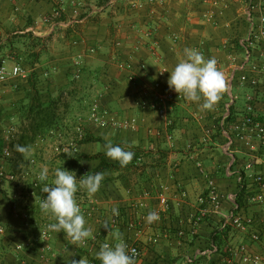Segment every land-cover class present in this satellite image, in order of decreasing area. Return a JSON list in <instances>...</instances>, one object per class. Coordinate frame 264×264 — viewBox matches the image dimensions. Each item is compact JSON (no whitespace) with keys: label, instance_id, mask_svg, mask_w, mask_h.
<instances>
[{"label":"crops","instance_id":"1","mask_svg":"<svg viewBox=\"0 0 264 264\" xmlns=\"http://www.w3.org/2000/svg\"><path fill=\"white\" fill-rule=\"evenodd\" d=\"M248 6L252 7L254 32L257 34L251 42L247 41L252 27L246 16ZM53 7V0H0L1 47L5 44V50L8 48L6 37L12 29H16L14 33L34 29L43 37L45 46L38 50L39 63L35 69L46 100L59 95L64 98L68 91L72 95L88 94V88L74 78L73 66L74 57L78 53L85 54L81 77L83 80L93 79L99 85L95 94L110 110L111 118L117 121L128 119L137 124L136 129L89 124L88 131L127 150L140 148L143 150L139 159L142 167L128 172L118 168L103 172L104 180L99 191L91 195L92 215L84 210L90 206L89 202L81 210L86 227L92 230L87 245L83 246L86 253L80 252L77 249L82 247L79 242L74 244L63 230L53 232L47 240L41 239L40 230L48 218L39 203L34 200L30 203L32 198L27 197L29 183L16 186L8 182L3 187L12 198L9 199V208L7 199L0 201L2 226L7 230L5 245L31 241L37 254L43 245H49L46 264H71L82 258L88 264L87 258L91 256L95 261L91 264H101L96 253L102 243L114 245L130 241L142 249V256L134 264H187V257L210 247L214 234L220 230L221 218L231 208L225 198L222 212L211 213L193 227L192 217L199 209V196L207 192L210 179L217 183L224 196L237 191V175L232 174L236 170L245 176L246 188L240 210L264 220V204L249 199L255 182L246 176L248 171L264 174V147L255 140L258 155L252 169L248 170V149L237 147L233 152L227 151V138L220 126L226 105L231 102L227 94L231 56H243V40L252 51V60L264 65V35L260 32L264 0H81L79 15L75 14L73 4H66L59 23L51 28L42 19L52 13ZM119 41L121 45L117 44ZM92 47L96 52L89 53ZM186 47L198 50L206 59L214 57L217 60V67L226 79V88L211 109L202 108L203 98L199 102L184 97L176 100L167 114L173 120L172 124L167 125V116L138 104L141 97L139 87L147 85L153 92L155 81L161 80L168 88L169 70L185 58L183 50ZM1 50L0 57L5 58L6 52ZM129 58H132L137 73L134 80L128 70L119 67L120 60ZM142 62L147 64L146 71L140 68ZM163 66L167 68L165 75L160 74ZM32 69L30 66L29 71ZM11 80V88L0 86V111L3 112L0 122L6 117L3 107H9L13 118L6 124L16 121L13 99L23 96L18 84H27L26 78ZM235 86L232 121L245 112L247 96L251 93L248 85L235 83ZM8 99L11 102L6 104ZM255 109L263 118L262 97L255 103ZM209 129L210 136L206 133ZM102 151L106 149L100 141L80 143L78 153L62 155L56 159L55 165L75 171L79 181L99 165L100 159L77 157ZM109 160L112 163L117 161ZM40 165L41 169L43 166L49 168L46 182L51 183L56 167L52 166L53 163ZM5 166L12 170L14 161H4ZM42 187L39 195L47 196ZM160 189H164L168 197L167 207L158 199ZM140 202L143 204L139 205ZM113 208H118L121 223H114ZM25 211L31 213L29 226L23 223ZM153 211L158 218L148 222V213ZM132 221L135 227H130ZM105 223L109 225L107 228ZM241 242L247 243L251 252L262 253L264 258V229L260 242L252 241L249 232L229 230L222 234L217 252L200 256L190 264H244L240 258H231L230 252L225 250L228 243L237 245ZM33 255L34 252L28 257Z\"/></svg>","mask_w":264,"mask_h":264},{"label":"built area","instance_id":"2","mask_svg":"<svg viewBox=\"0 0 264 264\" xmlns=\"http://www.w3.org/2000/svg\"><path fill=\"white\" fill-rule=\"evenodd\" d=\"M154 1V0H149ZM54 7L51 14L45 16L42 20L50 24V27L53 28L56 26L57 21L61 19L64 8L66 4H73L74 11L76 15H79V8L81 0H53ZM246 16L249 20L251 27V32L249 33L247 41H252L253 37H257V34L254 32L253 25V12L252 7L248 6L246 10ZM63 23V22H61ZM260 32L264 35V13L261 16ZM34 34L39 35L36 30L31 29ZM242 45L244 47L243 56L234 54L231 56V67L228 71L227 78V94L231 100L230 103L226 105V111L222 115L220 120V126L222 127L223 133H225L226 141V150L233 152L237 147L248 149V154L250 159L247 162V169L251 170L255 161L254 158L258 155V146L256 145L255 140L259 141V144L264 147V117L261 118L256 113L255 103L259 97L264 99V65L256 63L252 60V51L246 46V40H243ZM118 45H121V41L117 42ZM96 52V48L92 47L89 50V53ZM83 53H78L73 59L74 66V78L79 79L82 73V63L84 59ZM119 67L129 71L131 78L134 80L137 75L135 65L132 61V58L127 60H120ZM140 68L144 71L147 70V64L142 62ZM167 68L163 66L160 69V74L165 75L167 73ZM29 71L22 65L21 62H16L13 65L7 63L6 60L2 61L0 65V81L7 82L12 78H27ZM248 85L251 88V93L248 94L246 100V109L241 117L237 118L235 121L231 120L233 114L231 113L232 102L234 101L233 87L234 85ZM141 97L138 100V104L144 108H150L157 111L159 114L167 116L169 110L173 107V104L176 100L183 99V96L177 93L175 90L170 87L163 85L161 80H156L154 83V91L152 92L151 88L147 85H142L139 87ZM167 125L172 124V119L167 116ZM89 124H96L101 126L112 125L114 127L120 128H130L136 129L137 124L134 121L128 119L125 120H115L111 118L110 110L103 106L101 103L100 96L97 97L86 112V114H80L76 120L73 130L69 131L66 128H57L52 129L47 134L42 135L36 144H40L47 140H52L51 146L55 149L58 155L64 154H76L79 150V144L87 135V126ZM14 128L11 127L8 129V133ZM160 134V131L157 132ZM207 135L210 136V129L206 131ZM12 156V151L9 147L4 149V157L9 158ZM36 158L31 157L29 162L31 165L36 163ZM23 168V167H22ZM14 171L7 170L4 166L0 168V187L4 186L6 183H13L14 185L25 186L27 184V179L32 177V186L31 188L39 189L41 186V181L38 180V173L35 172L34 175L31 174V171L24 170ZM232 174L237 175V184L238 190L231 192L224 196L217 183L210 179L208 182L207 192L202 194L198 198L199 209L195 212L192 217L193 227H197L205 218L211 213H219L224 210V200H228L231 204V208L223 215V218L220 220V229L222 231L236 230L240 232H249L252 241L260 242L262 240V231L264 229V220L255 216L248 215L240 210L239 203V192L245 190V176L242 175L239 171H232ZM30 175V176H29ZM246 176L251 178L255 182V189L252 194L249 196V199L257 204H264V174L263 173H254L246 172ZM30 189V188H29ZM148 194L147 192L145 195ZM158 199L160 204L164 207L168 206V197L164 189H160L158 194ZM27 197L33 198L36 203L41 202V200L46 196H40L36 191L29 190L27 192ZM76 199L79 203L81 210L86 207V203L89 202L90 206L88 209H84L88 215H92L93 210L91 207L92 200L91 196L83 188H80L76 193ZM142 205L143 202L138 203ZM47 215V220L45 225L40 230L41 239L47 240L50 236L53 235V232L48 229L49 223L56 222L54 216L49 214ZM119 214L113 217L115 224L118 223ZM23 223L27 226L30 225L31 213L25 211L22 215ZM130 227H135V222H130ZM5 227L0 225V232L3 233ZM128 245L129 252L134 256V261L138 260L142 256L141 247L130 241H125ZM88 239L79 242L81 246H86ZM109 243V242H106ZM110 244V243H109ZM28 243H20L17 245L18 249L24 248ZM111 245V244H110ZM50 249L49 245H43L42 247V256L44 258L48 257V251ZM134 250V251H133ZM225 250L230 252L231 258H240L244 264H263L264 258L260 252H251L247 243L241 242L237 245L233 243H228L225 247ZM218 251V245L213 241L209 248L198 251L196 254L187 257L186 262L190 264L194 262L198 257L203 255H209L213 252Z\"/></svg>","mask_w":264,"mask_h":264},{"label":"clouds","instance_id":"3","mask_svg":"<svg viewBox=\"0 0 264 264\" xmlns=\"http://www.w3.org/2000/svg\"><path fill=\"white\" fill-rule=\"evenodd\" d=\"M184 59H181L170 71L169 87L189 101L199 102L203 98L202 108L211 109L220 99L222 91L226 88L224 73L218 69L217 60L205 58L201 52L194 48L186 47L183 50ZM167 70V69H166ZM106 155L119 161L121 166H126L134 157V153L119 144L109 141L105 145ZM17 150L25 155L29 149L17 146ZM75 171L64 167L54 169V176L50 184L43 183L49 179V168L43 166L38 173V180L43 183L42 191L47 193L40 202V209L44 214H51L57 222L49 223L48 229L59 233L64 231L67 238L74 244L84 241L91 235V228L86 227V218L76 199L80 188L86 189L89 196L97 193L104 180V173L97 172L77 178ZM115 215L119 214L118 208H113ZM156 212H149L147 221L157 219ZM109 226L107 223L104 225ZM134 251V250H133ZM101 264H134V256L130 254L126 242L120 241L114 245L102 243L96 253ZM72 264H85L83 258Z\"/></svg>","mask_w":264,"mask_h":264},{"label":"rangeland","instance_id":"4","mask_svg":"<svg viewBox=\"0 0 264 264\" xmlns=\"http://www.w3.org/2000/svg\"><path fill=\"white\" fill-rule=\"evenodd\" d=\"M16 29H12L11 34L9 36H7V46L8 47L5 50V44L3 48H1V43H0V50L4 49L5 50V54L7 56H5V58L3 59H8L10 65H13L16 62H21L22 65L29 71L30 69V64L26 61L28 54L30 53V51L32 50H41L45 45L44 43V39L42 40V43H39L36 39L33 38V36H38L36 34L33 33V35H28V32H15ZM6 36V35H5ZM2 35H0V42L2 40ZM2 51V50H1ZM2 57H0L1 59ZM106 69H108L106 67ZM30 74V71H29ZM81 80V81H80ZM76 81H78V83H82L81 85L85 86L86 88H88V94L81 96L80 94H74L72 95L69 91L67 94H64V98H62V101L64 102V104H68V110L65 109V105L61 107V111L63 112V116H64V123H63V127L61 128H66L69 131L73 130V126L76 123V120L78 118V116L80 114H86V112L90 109L92 102L99 97V95L97 96L95 94V92H97V89H99V85L93 82L92 80H83L82 77H80L79 79H76ZM13 84L12 80L10 79L7 82H0V86H8L9 88H11V85ZM19 85V84H18ZM13 86V85H12ZM236 92V86L233 89V93ZM95 94V95H94ZM46 97V96H45ZM18 99H13V102L16 101ZM6 104L11 102V99L5 100ZM3 109L6 111L5 112V120L4 122H0V140H3L5 142V146L3 148V152L2 154H0V168L2 166H4V161L10 160L9 158H5L4 157V149L5 147H9V143L11 142V140L13 138H17V134H19L20 132V126H18V117L16 116V124L15 122L10 123V124H6L8 121H10L11 119L13 120V118H11V112L8 109H5V107H3ZM15 109V108H14ZM1 112V111H0ZM65 114V115H64ZM0 115L3 116V112L0 113ZM13 127L14 129L11 131V133H8V129ZM88 130V128H87ZM51 142L52 140H47L44 141L40 144H34L30 153L28 154V156L26 157V159L22 160H17L14 162L15 166H13V168H11L14 171H21L23 168H26L24 170L26 171H31V174L34 175V173L37 171L39 172L41 169V165L40 164H46V165H50L51 163H53V167H59L58 165H55V163L57 162L56 159L61 158L62 155H58V153L55 151V149L51 146ZM11 149V148H10ZM12 151V150H11ZM35 157L36 158V163L31 165V163L29 162V159L31 157ZM7 166H5L6 168ZM23 167V168H22ZM30 176V175H29ZM27 183H29L30 186H32L31 182H32V177H29L26 181ZM43 183H48V182H43ZM43 183H41L40 188L43 186ZM7 184V183H6ZM50 184V183H48ZM29 190H34L36 191V193H38V191H41L39 189H35V188H31L28 189ZM43 192V191H42ZM9 193L7 191L6 188H4L2 186V188L0 189V201L5 202L7 199V205L8 208L10 206V202L9 199H12L10 196L8 197ZM39 195V193H38ZM31 200L30 203H33V198L29 199ZM7 208V209H8ZM32 218V217H31ZM55 218V217H54ZM31 221V219H30ZM31 223V222H30ZM0 225H2V217H0ZM6 232L7 230L5 229V231L3 233L0 232V264H46V258H42V251L39 252V254H37L34 251V247L33 245H31V241L29 242H20L23 244L28 243L27 247H24L22 249H18L17 245L20 244H8L5 245L4 241L6 238ZM29 232V231H28ZM78 250H80V252L82 253H86V249L82 247H77ZM24 251V252H23ZM34 252L35 255H33L34 257H28V254ZM28 253V254H27ZM37 255V256H36ZM8 258V259H7ZM44 260V262L41 261ZM87 259H89L87 261L88 264L94 263V257H88ZM46 262V263H45ZM72 264V263H71Z\"/></svg>","mask_w":264,"mask_h":264},{"label":"trees","instance_id":"5","mask_svg":"<svg viewBox=\"0 0 264 264\" xmlns=\"http://www.w3.org/2000/svg\"><path fill=\"white\" fill-rule=\"evenodd\" d=\"M28 35H33L30 31ZM39 43H42L43 37L41 36H33ZM43 44V43H42ZM3 48V47H1ZM27 62L33 68L26 78L25 85L19 84L18 88L23 91V96L13 102L14 108L16 109V116L18 117V126H20V132L17 134V138H13L9 143V146L12 150V156L9 157L10 161L24 160L30 153L33 145L39 140V138L47 134L52 129H57L63 127L64 116L61 111V107L65 105V109L68 110L69 105L64 104L62 101V95L57 97H51L49 100H46L43 96V92L40 87V76L36 71L35 67L37 63H39V51L32 50L28 54L26 58ZM3 58L0 59V65L2 64ZM231 113L233 114V109L231 107ZM65 115V114H64ZM92 141H100L104 144L107 142L99 136H94L89 131H87V135L81 143H88ZM25 146L29 149L27 155L19 152L17 150V146ZM5 146V142L0 140V154L3 152V148ZM134 153V157L130 163L126 166H121L119 161L114 163L110 162L109 158L106 155V151L98 152L95 154H81L77 158H81L83 160H91V159H100L99 165L89 174H94L97 172H105L111 170L113 168H118L121 170L132 171L133 168H141L142 163L139 162V159L142 157L143 150L140 148L130 149ZM124 177V176H123ZM2 187H0L1 189ZM244 190L239 192V203L243 199ZM241 203H243L241 201ZM240 203V205H241ZM121 217L118 218V223L120 222ZM226 233V231H222L221 229L216 231L213 236V241L216 244H221L222 234Z\"/></svg>","mask_w":264,"mask_h":264}]
</instances>
